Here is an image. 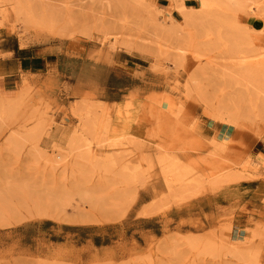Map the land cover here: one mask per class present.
Masks as SVG:
<instances>
[{
    "label": "rangeland",
    "instance_id": "rangeland-1",
    "mask_svg": "<svg viewBox=\"0 0 264 264\" xmlns=\"http://www.w3.org/2000/svg\"><path fill=\"white\" fill-rule=\"evenodd\" d=\"M249 1L237 44L227 0L209 15L198 0H34L58 14L29 28L0 0V44L37 57L0 78V264H246L232 247L264 238V0ZM146 112L212 127L219 155L148 141Z\"/></svg>",
    "mask_w": 264,
    "mask_h": 264
},
{
    "label": "bare ground",
    "instance_id": "bare-ground-1",
    "mask_svg": "<svg viewBox=\"0 0 264 264\" xmlns=\"http://www.w3.org/2000/svg\"><path fill=\"white\" fill-rule=\"evenodd\" d=\"M201 4V10L203 15H209L214 11V7L217 5L219 6L221 3V0H198ZM16 7V15L18 18L23 20V23L26 25L27 28L32 27L38 22H47V21H53L56 19L58 12L55 9L50 10L48 7H42L40 11H37L38 8L34 4V0H13ZM227 2H233L236 5V9H233V13L231 14L232 20L229 22L230 29L232 28L234 31L235 36V42L238 44L240 41L241 43L248 42L247 34L245 33L247 28L243 26V24L240 22L239 16L241 14H249L251 12L250 4L252 1L249 0H227ZM183 5V4H182ZM103 10L99 9L97 12L92 11L89 12L85 9H81L78 12H72L71 9H67L65 14L63 15L66 19H88L89 17H93L94 19H100V17L103 16ZM181 12L185 14L187 19H191L193 16V13H191L187 7L182 6ZM11 17H4V21L8 22L10 21ZM244 19V18H243ZM6 24V23H5ZM31 44H33L31 42ZM29 46L28 42H22L21 48H27ZM133 67H137L136 64H131ZM24 68V67H23ZM151 71H155L156 67H149ZM259 70L254 69L250 73L251 74H259ZM261 72H264L261 71ZM260 72V73H261ZM248 73V74H250ZM264 89V85H263ZM76 94L84 95L83 92V86L82 83H77ZM84 106H82L83 110L85 108V112H81V117L85 118L86 127L82 129V132L80 133V137H84V133L88 131L89 129V123H88V113H89V107H90V100L86 97L82 98ZM11 100L9 99H0V132L2 128L3 123V116L1 113L6 112V107L8 103H10ZM84 114L86 115L84 117ZM142 117L148 119V123L142 121L141 122V133L145 135L146 139L148 141H151L154 143L158 141H163L169 146H173L177 149H192L196 147H209L213 149L212 156L219 155L218 152H220V144H217L215 146L209 145L204 138L201 136L195 134L194 132H188L185 133L186 126L182 121L179 120V115L176 114V118H169L165 115L160 114H147L145 113V116ZM189 167H185L183 169L179 170V173L186 177ZM221 245H224V242H221ZM236 243H233L234 246ZM256 245V246H255ZM253 244L251 242H244L242 248H235L232 247V251L238 254L240 257H242L244 260H246V264H264V238L260 244ZM255 246V247H253Z\"/></svg>",
    "mask_w": 264,
    "mask_h": 264
},
{
    "label": "crops",
    "instance_id": "crops-1",
    "mask_svg": "<svg viewBox=\"0 0 264 264\" xmlns=\"http://www.w3.org/2000/svg\"><path fill=\"white\" fill-rule=\"evenodd\" d=\"M36 49L33 47L21 48L20 46H13L8 40L0 44V78L4 79L3 83L6 85H14L16 80L22 74V64H30L37 57L35 55ZM129 62V61H128ZM131 64H136L131 62ZM197 135L204 138L206 141L213 140L220 135L210 126H201L197 128ZM215 144V143H214ZM256 204L264 207V196L256 199ZM260 217L264 218V210H260Z\"/></svg>",
    "mask_w": 264,
    "mask_h": 264
},
{
    "label": "trees",
    "instance_id": "trees-1",
    "mask_svg": "<svg viewBox=\"0 0 264 264\" xmlns=\"http://www.w3.org/2000/svg\"><path fill=\"white\" fill-rule=\"evenodd\" d=\"M129 60L132 61V62L141 64L140 61H138V60H135V59H132V58H129Z\"/></svg>",
    "mask_w": 264,
    "mask_h": 264
}]
</instances>
